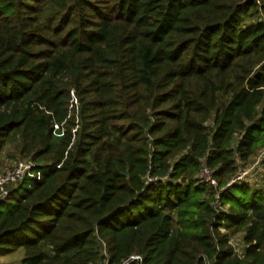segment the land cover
Here are the masks:
<instances>
[{"label": "trees", "instance_id": "16d2710c", "mask_svg": "<svg viewBox=\"0 0 264 264\" xmlns=\"http://www.w3.org/2000/svg\"><path fill=\"white\" fill-rule=\"evenodd\" d=\"M263 147L264 0H0V264H264Z\"/></svg>", "mask_w": 264, "mask_h": 264}, {"label": "rangeland", "instance_id": "374dc122", "mask_svg": "<svg viewBox=\"0 0 264 264\" xmlns=\"http://www.w3.org/2000/svg\"><path fill=\"white\" fill-rule=\"evenodd\" d=\"M7 148H4L0 151V160H1V167L0 172L3 170H9L16 165V163L20 160L11 159L6 156ZM264 157V147L259 149L253 158L248 160L245 164H243L242 170L240 172L243 173L241 179L247 180L249 183H254L257 187H259L262 182H264V163L262 164L261 160ZM238 175V174H237ZM14 185V184H13ZM232 244L235 247L236 251L240 252L242 250V242L239 235L234 236L232 239ZM23 251L18 250L16 253L4 257L1 259L2 262L6 264H20V258Z\"/></svg>", "mask_w": 264, "mask_h": 264}, {"label": "built area", "instance_id": "2783aa9c", "mask_svg": "<svg viewBox=\"0 0 264 264\" xmlns=\"http://www.w3.org/2000/svg\"><path fill=\"white\" fill-rule=\"evenodd\" d=\"M34 166L31 160H19L14 167L9 170H3L0 172V196L7 193L5 185H9L22 179L25 175L34 176L32 173V167ZM243 173L239 172L238 175L233 179H240ZM38 176V175H37ZM201 181L208 183L211 186H216V181L212 177L209 170L203 166L201 172L198 175ZM232 180V181H233ZM131 262H136V264H141V257L139 255H131L125 259L121 264H130Z\"/></svg>", "mask_w": 264, "mask_h": 264}]
</instances>
